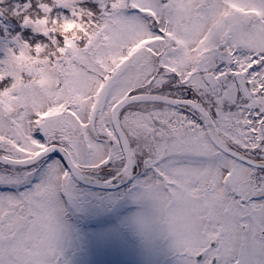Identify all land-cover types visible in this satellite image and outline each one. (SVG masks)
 <instances>
[{
    "label": "snow or ice",
    "instance_id": "snow-or-ice-1",
    "mask_svg": "<svg viewBox=\"0 0 264 264\" xmlns=\"http://www.w3.org/2000/svg\"><path fill=\"white\" fill-rule=\"evenodd\" d=\"M233 3L239 35L200 0H0V264H56L76 181L146 175L130 117L207 145L203 229L176 264H264V0Z\"/></svg>",
    "mask_w": 264,
    "mask_h": 264
},
{
    "label": "flooded vegetation",
    "instance_id": "flooded-vegetation-1",
    "mask_svg": "<svg viewBox=\"0 0 264 264\" xmlns=\"http://www.w3.org/2000/svg\"><path fill=\"white\" fill-rule=\"evenodd\" d=\"M221 17L214 31L232 29L239 35L233 0H220ZM211 13V12H210ZM212 27V25H211ZM134 117L123 121L128 139L150 168L144 177L128 180L106 178L100 173L91 180L76 181L78 197L64 206L58 217L56 264H101V221L109 226V236L141 246L149 236L153 242L167 246H192L196 241L192 230L204 224V205L189 203L193 186L203 183L202 169L208 165V149L199 129L178 118L149 121ZM145 173V168H140ZM112 190L85 185L95 181H112ZM125 181L120 187H114ZM106 199L104 216L101 200ZM118 222H122L117 228ZM190 223V226L187 225ZM140 228L139 232L132 229ZM187 230V233L181 236ZM201 229V231H202ZM144 233V234H141ZM174 237V238H173ZM110 264L115 261L106 259ZM145 260L144 263H146Z\"/></svg>",
    "mask_w": 264,
    "mask_h": 264
},
{
    "label": "rangeland",
    "instance_id": "rangeland-1",
    "mask_svg": "<svg viewBox=\"0 0 264 264\" xmlns=\"http://www.w3.org/2000/svg\"><path fill=\"white\" fill-rule=\"evenodd\" d=\"M9 3H23L24 0H8ZM220 0H200V14H210L212 5L216 4V11L213 16V20L217 19L218 16H221L219 13L220 9ZM6 22V21H4ZM213 25V23H212ZM217 32L220 31L218 27L216 29ZM137 119H133V122H136ZM106 199L101 200L102 203V211L101 214L104 216V206L106 203ZM122 222H118V226L121 225ZM190 226V223H187ZM109 224L107 221H101V234L102 239L100 240V256H102L101 264H110L106 261V259H111L115 264H176V256L182 251H186L189 247L185 246H167L170 243H167L169 240L164 241V246H159V243L153 242L151 237L149 236L146 243H143L141 246L123 241L121 238L116 236L114 242H108L109 240L114 239L109 236ZM202 226H196L192 233L195 235V239L198 240L201 233ZM135 232H139L140 228L134 227L132 229ZM187 230L184 229V232L181 236L185 235ZM144 234V233H141ZM174 238V237H173ZM197 242V241H196ZM57 248V247H56ZM145 260H147L146 263Z\"/></svg>",
    "mask_w": 264,
    "mask_h": 264
}]
</instances>
